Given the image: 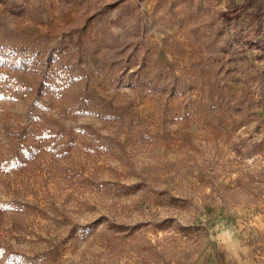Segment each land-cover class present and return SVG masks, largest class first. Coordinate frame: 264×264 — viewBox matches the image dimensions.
Segmentation results:
<instances>
[{
    "label": "rangeland",
    "instance_id": "1",
    "mask_svg": "<svg viewBox=\"0 0 264 264\" xmlns=\"http://www.w3.org/2000/svg\"><path fill=\"white\" fill-rule=\"evenodd\" d=\"M29 2L0 3V264H264V0Z\"/></svg>",
    "mask_w": 264,
    "mask_h": 264
},
{
    "label": "trees",
    "instance_id": "2",
    "mask_svg": "<svg viewBox=\"0 0 264 264\" xmlns=\"http://www.w3.org/2000/svg\"><path fill=\"white\" fill-rule=\"evenodd\" d=\"M22 1L27 2V4H18V0H0V3L11 5V7L14 8V9H18L19 8V9H22L24 11L25 10H27V11H29V10L38 11L39 7L37 6V4H35L36 2L34 4H32V3L29 2V0H22ZM28 5H29V7L25 8ZM256 28L257 29L259 28V33H262V35H264V27H263V25H258V26H256Z\"/></svg>",
    "mask_w": 264,
    "mask_h": 264
}]
</instances>
